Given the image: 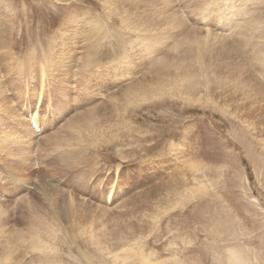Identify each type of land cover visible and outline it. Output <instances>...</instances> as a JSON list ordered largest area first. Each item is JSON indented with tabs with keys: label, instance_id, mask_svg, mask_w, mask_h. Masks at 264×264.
<instances>
[{
	"label": "rangeland",
	"instance_id": "374dc122",
	"mask_svg": "<svg viewBox=\"0 0 264 264\" xmlns=\"http://www.w3.org/2000/svg\"><path fill=\"white\" fill-rule=\"evenodd\" d=\"M106 1L0 0V264H264V0Z\"/></svg>",
	"mask_w": 264,
	"mask_h": 264
},
{
	"label": "bare ground",
	"instance_id": "6f19581e",
	"mask_svg": "<svg viewBox=\"0 0 264 264\" xmlns=\"http://www.w3.org/2000/svg\"><path fill=\"white\" fill-rule=\"evenodd\" d=\"M106 1V0H105ZM233 1V0H232ZM107 2V1H106ZM218 2V1H217ZM105 4H107V3H105ZM105 8V7H104ZM109 10V9H108ZM111 10V9H110ZM113 11V10H112ZM224 11V10H223ZM217 13V12H216ZM232 13V12H231ZM91 15V14H90ZM231 15V14H230ZM84 16V15H83ZM110 19V18H109ZM124 19V18H123ZM80 20V19H79ZM86 20V19H85ZM90 20H92V19H90ZM94 21V20H93ZM85 22H87V21H85ZM92 25V24H91ZM90 25V26H91ZM93 26H96V25H93ZM94 28H96V27H94ZM99 29V28H98ZM91 32H92V30H91ZM94 32V31H93ZM217 32V31H216ZM85 33V32H84ZM107 34V33H106ZM118 34V33H117ZM106 36V35H105ZM107 37V36H106ZM114 37V36H113ZM76 38V37H75ZM3 40L2 41H4L5 40V38H2ZM55 41V40H54ZM95 42V41H94ZM127 44V43H126ZM127 47V46H126ZM127 50V49H126ZM124 54V53H123ZM2 57V56H1ZM88 61H89V59H88ZM116 61V60H115ZM122 65V64H121ZM89 66V65H88ZM112 66V65H111ZM127 68V67H126ZM120 69V68H119ZM132 69V68H131ZM90 70V69H89ZM118 71V70H117ZM127 71V70H126ZM120 73V72H119ZM92 74V73H91ZM129 74V73H128ZM95 76V75H94ZM104 77V76H103ZM94 78V77H93ZM99 78V77H98ZM83 79V78H82ZM43 80V79H42ZM169 80V79H168ZM171 80V79H170ZM173 80V79H172ZM119 81V80H118ZM140 81V80H139ZM174 82L176 81V80H173ZM178 81V80H177ZM175 82V83H178V82ZM184 81V80H183ZM97 82V81H96ZM168 82V81H167ZM172 82V81H171ZM90 83V82H89ZM150 83V82H149ZM180 83V82H179ZM178 83V84H179ZM141 84V83H140ZM137 85H139V84H137ZM146 83H145V85H141L140 87L138 86V90L139 89H141L140 90V92L139 93H137V92H135V91H133L132 92V94H133V96L135 97V98H138L139 97V95L141 94V95H143V96H145V97H147V96H149V94L148 93H151V92H148L147 93V90H148V88H144V87H146ZM181 85V84H180ZM92 86V85H91ZM132 86V85H131ZM147 87H150L149 85H147ZM157 87H158V85H157ZM172 87H173V85H172ZM175 87V86H174ZM128 88V87H127ZM131 88V87H130ZM152 89H153V86H152ZM158 89V88H157ZM156 89V90H157ZM134 90V89H133ZM168 90H170V89H168ZM177 91V90H176ZM181 91V90H180ZM153 92H154V89H153ZM155 93V92H154ZM158 94V93H157ZM32 95V94H31ZM73 96V95H72ZM80 96V95H79ZM160 96V95H159ZM33 117V116H32ZM31 121H34L35 122V124H37V126H39V128L41 129V126H40V124H39V120L36 118V117H33L31 120H30V122ZM30 125H31V123H30ZM42 125V124H41ZM31 128V127H30ZM41 131V130H40ZM180 154V153H179ZM140 162V161H139ZM43 184V183H42ZM12 186V185H11ZM49 186V185H48ZM52 186V185H51ZM40 187V191H41V193H43V194H45V190L44 189H46V185L45 186H39ZM143 263V262H142Z\"/></svg>",
	"mask_w": 264,
	"mask_h": 264
}]
</instances>
